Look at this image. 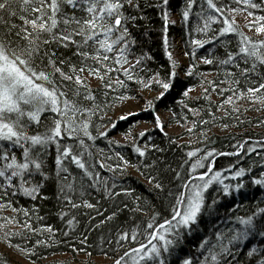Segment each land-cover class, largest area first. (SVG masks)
Returning a JSON list of instances; mask_svg holds the SVG:
<instances>
[{"label": "snow or ice", "instance_id": "1", "mask_svg": "<svg viewBox=\"0 0 264 264\" xmlns=\"http://www.w3.org/2000/svg\"><path fill=\"white\" fill-rule=\"evenodd\" d=\"M149 10H156L163 21V44L171 68L167 78L148 67L150 55L134 51L137 39L132 30L149 20ZM174 12L187 36L185 44L192 49L184 53L193 61L185 75H197L195 60L201 49V62L216 69V80L208 81V87L204 81L200 84L209 107L215 93L222 98L216 111H223L224 118L236 114L238 119L241 101L264 108V0H180L175 8L173 0H0V213L12 212L0 215V243L18 257L13 260L2 253L0 264H38L46 259L41 248L62 244L78 254L89 246L87 231L105 225L114 235L102 237V244H114V252L124 249L114 264H264V200L244 215L234 216L230 213L239 205L221 203L243 195L245 177L264 191V163H259L264 161V139L237 142L232 145L235 151L195 148L174 168L159 156L152 159L165 148L141 143L147 131L138 135L125 131L124 144L109 135L119 122L140 115L130 111L113 120L109 113L118 106L144 100L142 111L155 113V101L172 89L180 67L168 50V28L177 23ZM237 16H244V27L260 38L247 35ZM145 73L152 74L145 77ZM93 79L99 81L98 89L92 88ZM129 82L136 86L131 95L126 94ZM157 89L154 99L141 95ZM194 90L188 88L183 96L190 99ZM180 103L193 115L201 111L189 107L186 100ZM208 115L216 119L210 110ZM210 122L202 120L199 125ZM153 123L167 136L160 115H154ZM196 126L193 121L187 131L194 132ZM200 136L198 143L208 141L207 132ZM104 138L108 152L96 146ZM168 139L169 144L176 143ZM129 146L137 157L135 164L113 151ZM253 153L259 161L253 159L247 168L239 166ZM219 156L237 159L222 171L214 170ZM129 167L152 185L159 204L134 195L130 187L116 190L118 177L125 176ZM256 167L260 171L253 176ZM53 198L58 210L42 215L43 202ZM21 199L28 206L20 205ZM100 199L112 206L110 211L100 210ZM66 209L95 212L82 213L89 217L78 241L83 248L75 246L76 214ZM125 209L148 219L119 222ZM50 215L66 220L67 230L47 223ZM97 216L103 218L92 224ZM203 225L211 231L194 245L198 255L193 256L185 251L186 238L203 232Z\"/></svg>", "mask_w": 264, "mask_h": 264}, {"label": "trees", "instance_id": "2", "mask_svg": "<svg viewBox=\"0 0 264 264\" xmlns=\"http://www.w3.org/2000/svg\"><path fill=\"white\" fill-rule=\"evenodd\" d=\"M180 3V0H173V8L176 7L177 4ZM235 7V5H233ZM147 15L150 17L148 21H140V28L133 29V35L137 39V46L134 51L137 55L140 54L141 51L150 55L153 59L148 61V67L152 69L153 72L159 71L162 76L167 78L168 73L170 72V62L167 59L165 54L164 44H163V21L160 19L159 13L156 10H149ZM173 20H176L177 23L175 25H169L168 28V39H169V51L174 53L177 45L174 44L173 40L175 38H179L181 41V46L183 47V51L191 52L192 49L188 45L185 44V40L187 36L185 35V31L181 26L180 17L179 15L174 12L172 16ZM147 26V27H146ZM242 28V27H241ZM243 29V28H242ZM248 35V34H247ZM250 36V35H249ZM256 39L260 37L252 36ZM231 38V37H230ZM210 47V46H206ZM218 52L222 53L223 49H217ZM204 54V50L197 51V59L195 63L197 64V75L193 77H188L185 75V70L189 67L190 63H192V58L190 55L186 56L187 61L186 63L183 62L184 65H180L182 68V73L184 76L179 75L173 81V87L170 89L168 93L165 94V97L162 100L155 101L156 103V112L155 113H146L141 112L139 116L142 118L139 119L136 116L129 117L128 121H122L118 123V127L116 130H113L109 135L115 136L116 134H123L127 130H131L133 126L136 124L137 120H147L153 123L154 115L160 110H168L170 115L165 122V126H169L171 124H179L184 127L190 126L193 127V121L197 122L196 130L192 133H189L186 130V134L189 135L188 141H180L179 137L175 135L167 134L165 136L164 133L160 132L159 129H150L147 131V139L141 140V143H148L159 145L165 148L164 153H155L152 155V159H156L157 156L160 157L161 160L166 161V164H170L172 167H177L183 159H185V153L189 150L195 148H206V149H215L219 151H235L232 145L236 144L237 142H242L244 140H260L264 139V124H261V121H264V108H261L260 105H250L246 101H241L239 104L240 107V114L239 118L236 119L233 116H228L226 118L223 111H216V105L221 102V97L217 96L215 93H211V106L209 107V102L203 98V89L200 87L201 81H204V86L208 87L207 82L213 81L217 79L216 69L212 65H205L201 62L200 56ZM133 62H135V57H131ZM199 73H204V76H200ZM152 73H145V77L151 75ZM98 85L92 86L93 89H98ZM130 91L126 94L131 95L135 91L136 86L132 85L129 82ZM188 88L199 89L200 92L198 95H191L190 99L185 98L183 96V92ZM102 91V89H100ZM160 89H157L156 92H159ZM211 91V90H210ZM154 99V98H153ZM187 102L189 107L201 109L198 115H193V113L189 112L187 108L183 107L180 103L181 101ZM261 108V110H257ZM208 110L212 111L215 114L216 119L213 121L212 117L208 115ZM115 112V111H114ZM114 112H110L109 115L113 120H117L118 118H114ZM202 120H209L211 121L209 124H204L203 127H200L199 122ZM227 124L228 127L224 128L223 125ZM259 125V126H258ZM216 130H222L224 133L216 132ZM132 131V130H131ZM201 132H207L208 141L204 144L198 143L197 141L202 139L200 136ZM139 132L133 133V135H138ZM169 137L176 141L175 144H169ZM124 144V143H122ZM189 145L191 147H189ZM97 148H103L106 152L110 151L107 144V139H99L96 141ZM113 151H120L124 154L127 158L131 160L133 164L137 163V157L134 153L131 152V148L129 147H122L119 149H114ZM243 155V154H242ZM237 157H223L219 156L216 159V165L214 170H223L225 167L229 165V162H234ZM253 159L259 161V157H256V154L253 153L252 156L244 157L241 160V164L239 166L248 167V164ZM259 163H264V161H259ZM202 169L200 171H204ZM235 170V169H234ZM152 171V170H148ZM260 171L259 167H256L253 170L252 175L255 176ZM106 176H110V173H103ZM153 174H156L153 172ZM228 174V173H227ZM228 183L229 181H225ZM231 183L235 184V181H231ZM118 187L116 190L120 191L121 187L124 188H132L135 189L134 195H140L144 200H148L151 203L159 204V200L156 198V194L152 191V185L148 184L147 180L141 176L134 167H129L127 169V174L122 177H118ZM243 195H236L232 198H224L222 200V204L225 202L231 203L235 201L233 206L235 207L236 204L239 207H236L235 213H230V215H244L248 212L251 208H254L258 201L264 200V191L259 188H254L250 183V177H245V189L242 190ZM49 196H53L52 192L46 193ZM99 199V196L96 197ZM117 199H125L129 204L131 201L127 198L117 197ZM92 202H95L93 200ZM20 205L28 206V202L21 199L19 202ZM56 201L55 199H51L49 201L43 202V206L41 209V214L46 215L49 212H55L58 209L55 207ZM111 205L103 200L100 199V210L103 211L104 208H108L109 211L111 210ZM70 212L76 214V220L79 222L76 227V235L74 237L75 246L77 248H83L84 245L79 244L80 235H82L85 229L88 228L89 217L83 215V212H91L92 215H95L93 210L87 209H78V210H71L66 209ZM225 213V209L221 207L220 214L223 216ZM109 212H105V215H108ZM0 215H7L11 216V211H5L0 213ZM132 217H135L136 221H146L148 219L147 216L143 215L142 213H132L130 210L125 209L119 216V222L130 221ZM103 217H96V220L91 221L92 224H95L96 221L102 219ZM67 219V218H66ZM215 219V216L213 217ZM47 223L53 224L57 228H63L67 230L66 220L64 222L60 221L58 217L55 215H50ZM127 227L128 225H124ZM204 231L200 232L199 234H193V236H189L186 238V244L189 247L185 248V251L190 252L193 256L198 255L196 252V248L194 245L199 243V239L201 236L205 235L207 232L211 231L206 225H203ZM114 235L110 225H105L103 228L88 230V247L86 251H82L77 253H73L71 251V247L68 244H62L60 247L56 248H49L43 249L41 248L40 251L46 257V259H41L38 261V264H76L78 261L79 255H87V252H92V256L89 257L91 260L95 256H105L113 261L118 259L119 256L122 254L124 249H120L119 251H112L115 248V245H109L108 243L104 242L102 244V237L106 238L109 234ZM67 240L68 238H63ZM5 245L4 243H1ZM6 246V245H5ZM135 246V245H132ZM101 247H103L104 251H101ZM104 252H107L108 255L106 256ZM3 252L0 250V254ZM55 253V254H54ZM56 257H65V259H58ZM244 257V250H241V259Z\"/></svg>", "mask_w": 264, "mask_h": 264}, {"label": "rangeland", "instance_id": "3", "mask_svg": "<svg viewBox=\"0 0 264 264\" xmlns=\"http://www.w3.org/2000/svg\"><path fill=\"white\" fill-rule=\"evenodd\" d=\"M237 22L238 24L243 28V31L250 35V36H255L254 35V31L250 32L248 31V29L246 27H244L246 21L244 19V16H237ZM179 39H175L173 42L175 45H177V48L175 49L174 53H173V57L174 59H176L179 63V65H184V63H186L187 58L184 55V51H183V47L181 46V44H178ZM181 66L178 69L179 75L184 76L182 73V68ZM99 81L96 80H92V86L98 85ZM200 92L199 89H195L193 92L189 93L191 95H198ZM141 95H143V97L145 99H153L158 95V92L156 91H148L145 90ZM143 105H144V100H140V102H137L136 100H130L128 101L126 104L122 105V106H118L115 109L114 112V118H118L120 115L125 114L127 112H138L141 113L143 112ZM156 114L160 115L161 120L163 122V124L165 125V122L167 120V118L169 117L170 113L168 110H160L159 112H157ZM133 117V116H131ZM139 119H141V116H136ZM190 128V126L184 127L182 125L179 124H171L169 126H165V132L167 134L170 135H175L177 137H179L180 141H188V137L189 135L186 134V130ZM150 129H155V125L152 122H149L147 120H137L136 124L133 126V128H131L132 133H136V132H141V131H148ZM216 132L219 133H224V131L222 130H216ZM115 138L120 140L121 143H125V141L123 140V135L122 134H116ZM225 175H228L227 173H225ZM0 250L3 253H7L9 257H11L13 260L17 259V254L14 253L12 250L8 249L5 245L0 243ZM58 258V257H56ZM58 259H65V257H59ZM22 264H26V262L22 261ZM76 264H114L112 260H110L109 258L105 257V256H95L94 258H92L91 260L89 259L88 256L86 255H79L78 256V261H76Z\"/></svg>", "mask_w": 264, "mask_h": 264}, {"label": "built area", "instance_id": "4", "mask_svg": "<svg viewBox=\"0 0 264 264\" xmlns=\"http://www.w3.org/2000/svg\"><path fill=\"white\" fill-rule=\"evenodd\" d=\"M177 38H178V37H177ZM177 38H176V39H177ZM178 39H179V38H178ZM176 42H179L178 44H180V39H179V41H176Z\"/></svg>", "mask_w": 264, "mask_h": 264}]
</instances>
